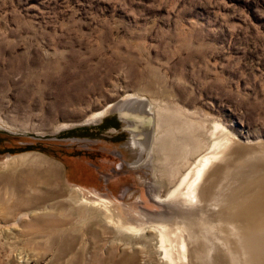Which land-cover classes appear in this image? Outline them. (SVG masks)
Here are the masks:
<instances>
[{"label":"rangeland","instance_id":"rangeland-1","mask_svg":"<svg viewBox=\"0 0 264 264\" xmlns=\"http://www.w3.org/2000/svg\"><path fill=\"white\" fill-rule=\"evenodd\" d=\"M127 94L217 120L248 162L245 141H264V0H0V264H133L123 237L143 234L98 224L74 190L128 226L167 211L155 151L136 163L110 111L86 122Z\"/></svg>","mask_w":264,"mask_h":264},{"label":"bare ground","instance_id":"bare-ground-1","mask_svg":"<svg viewBox=\"0 0 264 264\" xmlns=\"http://www.w3.org/2000/svg\"><path fill=\"white\" fill-rule=\"evenodd\" d=\"M136 96L155 118L153 144H146L149 121L138 108L125 113L126 126L135 135L134 147L141 153L149 147L155 151L158 186L153 197L167 211L148 214L145 222L128 226L114 220L111 203L104 197L89 199L75 188L79 203L104 227L143 234L123 237L135 248V255L128 257L133 264L146 248L154 253L156 264H264V154L253 148L264 146V141L246 140L247 150L253 151L248 162L238 163L233 145L241 138L217 120L208 124L181 108ZM123 104L111 103L86 122H98ZM150 130L152 134L153 125ZM23 157L28 156L15 155L14 163ZM246 167H251L250 174L239 171Z\"/></svg>","mask_w":264,"mask_h":264},{"label":"water","instance_id":"water-1","mask_svg":"<svg viewBox=\"0 0 264 264\" xmlns=\"http://www.w3.org/2000/svg\"><path fill=\"white\" fill-rule=\"evenodd\" d=\"M136 97L133 96V97H130L129 99L118 101V103L119 102H121L122 104L124 103L123 104L124 107L120 111L119 110H112L110 112L116 115V118L119 122L127 124L128 119L125 117V113H127L128 111H130L131 109H134V108H138L140 111H142L144 116H146V118L149 121V129H148V133H147V137H146V144H149L150 140H151V136H152L151 132H150L151 131L150 128H152V125H153V113H151L149 111V109L147 108V103L140 102V101L136 100L137 99ZM123 129L129 133L130 140L135 139L134 138L135 135H134L133 131L129 128V126L125 125V127ZM134 148L139 149L138 147H134ZM144 152L145 151H143L141 153L140 150H138V153H139V156L137 159L138 162H140L142 160ZM138 162H136V163H138Z\"/></svg>","mask_w":264,"mask_h":264},{"label":"flooded vegetation","instance_id":"flooded-vegetation-1","mask_svg":"<svg viewBox=\"0 0 264 264\" xmlns=\"http://www.w3.org/2000/svg\"><path fill=\"white\" fill-rule=\"evenodd\" d=\"M102 124V123H101ZM102 127L103 128H105V129H107V131H109L111 128H113V127H116L115 125H110V124H107V123H105V124H103L102 125ZM100 128V127H99ZM121 131H125L123 128L121 129ZM122 161H124V159H120L119 160V164L116 166V169H121V167H123L124 166V162H122ZM123 165V166H122Z\"/></svg>","mask_w":264,"mask_h":264}]
</instances>
